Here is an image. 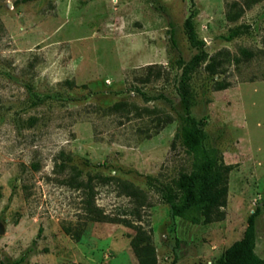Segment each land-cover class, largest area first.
<instances>
[{"label": "rangeland", "instance_id": "obj_1", "mask_svg": "<svg viewBox=\"0 0 264 264\" xmlns=\"http://www.w3.org/2000/svg\"><path fill=\"white\" fill-rule=\"evenodd\" d=\"M263 37L264 0H0V264H138L134 226L82 218L69 165L104 213L151 232L158 264L215 262L257 206L264 257ZM241 48L253 54L234 62ZM186 112L234 166L220 221L173 216L157 190L191 168L174 140Z\"/></svg>", "mask_w": 264, "mask_h": 264}, {"label": "trees", "instance_id": "obj_2", "mask_svg": "<svg viewBox=\"0 0 264 264\" xmlns=\"http://www.w3.org/2000/svg\"><path fill=\"white\" fill-rule=\"evenodd\" d=\"M257 0H246L247 6ZM193 2V0H192ZM193 4V3H192ZM243 11L236 1L229 5L226 12L228 20H237ZM193 12L184 21L187 37L195 47H203L204 41L197 37L193 24ZM264 51V37L262 40ZM215 55L211 56V61L206 68L213 72L221 62L216 60ZM240 56L234 55V62H239L241 58L248 59L252 56V51L247 48L240 49ZM200 58L195 55L194 59ZM188 66L183 70V81L185 80ZM227 83L219 82L218 89L226 87ZM182 101L186 108L188 100L186 91L182 92ZM174 140L183 147L185 152L191 156V168L189 171H182L170 184H163L157 188L163 202L169 204L173 216L189 217L194 223H210L220 221L225 218V207L228 196V176L233 169L232 164L223 161L221 154L216 148L205 145V132L200 120H197L189 112L182 117L179 127L175 133ZM56 168L62 170L64 163H55ZM70 173L62 180L64 184L78 189L82 192V218L85 221H118L128 226L136 228L135 234L130 239L131 248L136 256L138 264H158L155 246L153 244L151 232L141 224L134 225L126 218L115 219L96 205L93 176L86 179L81 176L82 171L74 165H69ZM129 195L136 196L142 191L127 184ZM0 189V197H1ZM260 213L257 206L247 217V224L241 238L235 240L223 255L215 262L204 264H264V257H260L255 252L256 230L255 218ZM67 233L71 232V227H64ZM78 264H88L80 262ZM203 264V263H198Z\"/></svg>", "mask_w": 264, "mask_h": 264}]
</instances>
